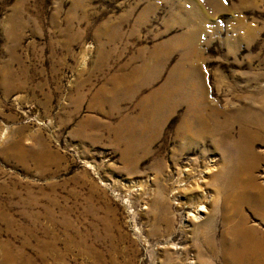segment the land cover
<instances>
[{"label": "rangeland", "instance_id": "1", "mask_svg": "<svg viewBox=\"0 0 264 264\" xmlns=\"http://www.w3.org/2000/svg\"><path fill=\"white\" fill-rule=\"evenodd\" d=\"M263 105L264 0H0V264H264Z\"/></svg>", "mask_w": 264, "mask_h": 264}, {"label": "bare ground", "instance_id": "2", "mask_svg": "<svg viewBox=\"0 0 264 264\" xmlns=\"http://www.w3.org/2000/svg\"><path fill=\"white\" fill-rule=\"evenodd\" d=\"M159 100L160 101L158 102V104L155 105V111H152L153 113H152V116L150 117L149 121L153 120L154 118H158V117H160V118H167V117H169V115L172 114V112H173V110L175 108L174 103L168 97V92L167 91L164 92L161 95V97H160ZM262 108L264 110V105H263ZM204 117H206V116H204ZM205 120H206V118H205ZM231 124H228L229 127H231ZM242 127H243L242 134L240 135V137H239L238 140L234 141L235 142V145L244 146L246 152L250 155V161H251V163L252 164H255V163H257L260 160V157L253 152V147L255 145V138L259 134L258 133L259 131L264 130V125L263 124L262 125L261 124H258L256 126H254V125H252L250 123H245L244 125H242ZM180 133H181L182 140L185 141V143L187 144V146H191L193 144L194 145L196 144L195 143V139L193 137H191V133L189 132L188 129L184 128L183 129V132H180ZM252 169H253V166L248 164L246 169L245 168H242V167H237L235 170L236 171L246 170V172H249L250 173L252 171ZM234 206L236 207L235 204H234ZM237 208H238V206H237ZM199 212H201V210H198L197 214ZM198 219H200V217H198V216H194L193 217V220H198ZM242 226H243V222L240 221L239 224H237L232 229L230 235L232 236L233 239L237 240V239H239L241 237H247V236H249L250 233L248 231H246ZM235 245L238 246L239 243H236ZM242 248L244 249V251L246 253H252L253 252V249H252L253 247L250 246L249 244H246ZM258 249H259V254H260L262 249H261V247H258Z\"/></svg>", "mask_w": 264, "mask_h": 264}]
</instances>
